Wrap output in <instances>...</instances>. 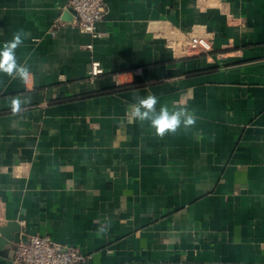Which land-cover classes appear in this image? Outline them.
Wrapping results in <instances>:
<instances>
[{
  "label": "crops",
  "instance_id": "1",
  "mask_svg": "<svg viewBox=\"0 0 264 264\" xmlns=\"http://www.w3.org/2000/svg\"><path fill=\"white\" fill-rule=\"evenodd\" d=\"M68 1L0 0L29 70L0 72V264L35 235L85 264H264V0H105L97 38L52 34ZM197 30L208 53L168 45ZM149 95L194 123L156 135Z\"/></svg>",
  "mask_w": 264,
  "mask_h": 264
},
{
  "label": "built area",
  "instance_id": "2",
  "mask_svg": "<svg viewBox=\"0 0 264 264\" xmlns=\"http://www.w3.org/2000/svg\"><path fill=\"white\" fill-rule=\"evenodd\" d=\"M70 9L73 12L72 20L63 21L60 17L53 24L52 34L62 27H71L88 33L93 38L100 36L97 33V24L106 14L105 0H69L61 14ZM168 45L177 48L180 57L186 55H200L211 51L212 38L202 31H193L188 34L173 31ZM170 46V47H171ZM103 74L97 61H91L87 76L95 79ZM91 256L84 253L80 247L71 244H62L53 241L48 236H30L24 241L15 244L11 264H85Z\"/></svg>",
  "mask_w": 264,
  "mask_h": 264
},
{
  "label": "clouds",
  "instance_id": "3",
  "mask_svg": "<svg viewBox=\"0 0 264 264\" xmlns=\"http://www.w3.org/2000/svg\"><path fill=\"white\" fill-rule=\"evenodd\" d=\"M22 36L15 34L11 41L0 45V72L8 74L9 76L15 74L22 79H27L29 70L27 67L19 65L16 59L15 49L22 44ZM131 77L129 76V80ZM24 101L18 96L11 100V107L13 112L20 109ZM157 97L149 95L142 98L133 106V115L140 121H150V126L155 130L158 136H164L166 133H174L181 124L188 126L194 123V117L185 115L183 110L169 112L167 107H161L159 111L156 110Z\"/></svg>",
  "mask_w": 264,
  "mask_h": 264
},
{
  "label": "water",
  "instance_id": "4",
  "mask_svg": "<svg viewBox=\"0 0 264 264\" xmlns=\"http://www.w3.org/2000/svg\"><path fill=\"white\" fill-rule=\"evenodd\" d=\"M72 16H73V12L70 10V9H68V10H65L63 13H62V20L63 21H67V22H69V21H71L72 20Z\"/></svg>",
  "mask_w": 264,
  "mask_h": 264
}]
</instances>
